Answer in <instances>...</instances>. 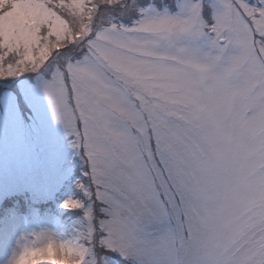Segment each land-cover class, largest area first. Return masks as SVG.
<instances>
[{
    "label": "snow or ice",
    "instance_id": "obj_1",
    "mask_svg": "<svg viewBox=\"0 0 264 264\" xmlns=\"http://www.w3.org/2000/svg\"><path fill=\"white\" fill-rule=\"evenodd\" d=\"M0 264H264V0H0Z\"/></svg>",
    "mask_w": 264,
    "mask_h": 264
}]
</instances>
